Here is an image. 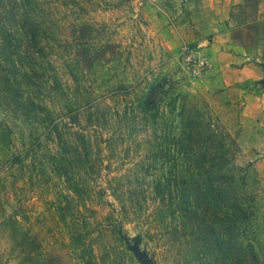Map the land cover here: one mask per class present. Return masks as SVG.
Listing matches in <instances>:
<instances>
[{
  "label": "rangeland",
  "instance_id": "374dc122",
  "mask_svg": "<svg viewBox=\"0 0 264 264\" xmlns=\"http://www.w3.org/2000/svg\"><path fill=\"white\" fill-rule=\"evenodd\" d=\"M183 2L0 0V264H164L146 224L119 227L107 200L118 204V189L151 212L192 192L183 163L198 156L180 131L198 111L214 113L221 144L226 131L237 140L238 214L264 258V82L227 83ZM255 7L235 10L232 36L260 55ZM183 43L205 53L207 72L184 67ZM148 96L157 108L145 114Z\"/></svg>",
  "mask_w": 264,
  "mask_h": 264
},
{
  "label": "trees",
  "instance_id": "16d2710c",
  "mask_svg": "<svg viewBox=\"0 0 264 264\" xmlns=\"http://www.w3.org/2000/svg\"><path fill=\"white\" fill-rule=\"evenodd\" d=\"M258 1L249 0L255 6ZM22 14L25 32L31 19L26 13ZM166 80L170 79L166 77ZM150 97L145 101V114L157 108L149 101ZM67 98L70 103L76 99ZM82 107L92 108L94 104L85 102ZM55 108L61 110L63 105ZM79 114L76 112L77 117ZM102 117L109 118L107 114ZM195 117L193 123L180 131L182 141L187 143L183 153L198 156L193 163L187 160L183 163L185 171L193 169L190 176L183 175L182 181L187 190L192 186V192L188 190L183 198L180 195L171 199L161 197L160 205L149 212L138 195L130 196L117 189L114 194L118 204L107 200L113 211L106 218L119 227L134 219L141 220L146 224L140 228L147 243L155 242L163 248L160 259L164 264H264L252 240L256 232L254 227L238 214L243 206L235 184L238 165L230 159L237 140L226 131V142L221 144L223 132L216 126L218 119L214 113L198 111ZM219 156L224 159H217Z\"/></svg>",
  "mask_w": 264,
  "mask_h": 264
},
{
  "label": "crops",
  "instance_id": "0c3cea01",
  "mask_svg": "<svg viewBox=\"0 0 264 264\" xmlns=\"http://www.w3.org/2000/svg\"><path fill=\"white\" fill-rule=\"evenodd\" d=\"M154 1V0H153ZM185 19L192 21L191 27L198 30V39L202 43L210 44L212 61L217 64L223 60L229 73L228 82H264V45L260 48V55L245 49L233 39V17L238 8H247L249 0H183ZM159 5V3H156ZM257 7V9H256ZM255 7L253 23L264 22V0H259ZM205 34H212L213 41L204 38ZM201 43V44H202ZM201 52V50H200ZM202 53V52H201ZM205 54V53H203ZM236 75V78H234ZM258 98L264 101V93Z\"/></svg>",
  "mask_w": 264,
  "mask_h": 264
},
{
  "label": "built area",
  "instance_id": "2783aa9c",
  "mask_svg": "<svg viewBox=\"0 0 264 264\" xmlns=\"http://www.w3.org/2000/svg\"><path fill=\"white\" fill-rule=\"evenodd\" d=\"M178 54L184 67L193 75L200 76L207 72L210 62L208 58L191 43H183Z\"/></svg>",
  "mask_w": 264,
  "mask_h": 264
}]
</instances>
